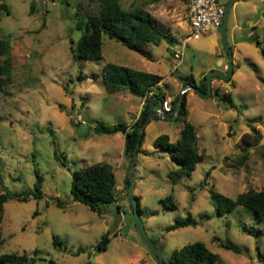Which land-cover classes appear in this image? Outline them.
<instances>
[{
	"label": "rangeland",
	"instance_id": "rangeland-1",
	"mask_svg": "<svg viewBox=\"0 0 264 264\" xmlns=\"http://www.w3.org/2000/svg\"><path fill=\"white\" fill-rule=\"evenodd\" d=\"M0 1L8 6V12L1 11L0 37L9 41L12 57L0 86V193L32 189L36 171L42 176L40 197L30 194L2 203L0 252L25 251L35 257L34 264H158L127 201L130 158L122 153L123 133L93 129L96 122L131 125L143 104L128 88L108 92L99 73L106 61L160 73V90L171 100L186 81L197 84L209 69L227 63L221 28L186 38V0H118L123 8L146 9L173 39L147 41L143 48L148 58L103 34L101 58L85 59L72 46L88 15L98 12L99 1ZM226 34L234 58L231 76L215 77L207 96L191 88L184 93L183 118L194 126L202 159L190 175L174 177L178 162L153 140L163 132L175 140L183 118L152 114L141 125L145 133L133 167L134 193L145 230L165 257L201 240L218 255L211 264H264L262 220L242 204L218 213L210 192L234 197L264 187V55L255 42L264 41V0H234ZM215 89L229 96L220 97ZM255 131L260 139L246 143L244 135L254 141ZM98 161L111 166L116 180V198L101 204L100 212L70 193L72 170ZM166 195L175 207L163 204ZM188 212L193 224L166 228ZM106 231L109 240L100 250L97 243ZM54 235L63 242L55 244Z\"/></svg>",
	"mask_w": 264,
	"mask_h": 264
},
{
	"label": "trees",
	"instance_id": "trees-1",
	"mask_svg": "<svg viewBox=\"0 0 264 264\" xmlns=\"http://www.w3.org/2000/svg\"><path fill=\"white\" fill-rule=\"evenodd\" d=\"M100 7L98 12L88 15L87 23L77 40L72 46L75 55L85 59H99L102 56V35L114 38L122 44L140 52L142 55L150 58V54L144 50L143 45L147 41L158 43L161 39L171 40L173 35L159 26L154 17L142 7H127L120 6L118 0H97ZM33 3H30V10ZM8 12L7 3L0 1V17L1 11ZM76 26L81 27L82 23L79 19L76 21ZM259 44L264 55V41L255 40ZM0 86L4 79L8 77L12 57L10 52L9 41L0 37ZM105 89L108 92H114L121 88H128L133 94L144 98L143 106L140 109L137 119L133 124L128 125L122 122L106 124L103 122H96L93 129L97 132L114 133L121 131L124 134L122 153L131 158L132 152L138 142L137 152L140 150L144 130L139 131L146 120L149 111V91L154 87L161 88L158 85L163 75L157 72L133 68L124 64H119L111 61H106L99 73ZM96 76V72H92ZM218 77L212 75L211 78ZM186 81L185 83H189ZM198 86L200 90L206 89L204 75L199 83L190 82ZM162 91V90H160ZM215 92L220 97L227 98L229 94L223 92L219 93L218 89ZM183 92L181 107L176 118L183 116L187 112L186 99ZM164 96V93H162ZM176 95L170 100L171 109L167 112L172 113L176 104ZM254 130L255 127H252ZM256 130V129H255ZM251 134V133H250ZM252 135V134H251ZM248 134L244 135L243 140L246 143H255L260 137L261 133L255 131L252 138L254 141L247 139ZM154 144L158 145L170 152L171 157L178 162L179 168L174 171V177L179 175H190L195 168L196 163L202 159V152L198 150L196 144V133L193 124L187 119L183 118V123L180 127V134L175 140H171L167 133H159L154 137ZM56 155V153H55ZM41 179L42 176L36 171V180L32 189H27L20 192L3 191L0 193V217L3 210L2 203L9 198L26 199L28 195L34 197L41 196ZM128 178H126V182ZM115 173L111 166L106 162H94L81 168H74L71 173L70 193L74 200H78L87 204L91 209L100 212V205L109 202L116 198L115 191ZM211 196L215 202L218 213L230 211L235 205L242 204L251 209L254 214L260 218L264 226V187L260 189H246L238 192L234 197L227 196L214 189L210 190ZM138 211L141 215L142 208L140 207L139 196ZM164 205L175 207L176 203L171 199L170 195L164 196L162 199ZM62 205L60 201L56 202ZM193 224L194 220L188 212L184 217H179L166 228L172 229L177 226ZM109 233L106 231L102 234L101 239L97 243L98 249H105L109 240ZM55 244H61V240L57 235L53 236ZM220 244L226 248L238 250V248L229 243L221 241ZM35 252V250H34ZM216 252L210 250L203 241L194 240L175 249L169 258V264H211L217 259ZM35 257L30 256L25 251L17 252H0V264H34Z\"/></svg>",
	"mask_w": 264,
	"mask_h": 264
},
{
	"label": "water",
	"instance_id": "water-1",
	"mask_svg": "<svg viewBox=\"0 0 264 264\" xmlns=\"http://www.w3.org/2000/svg\"><path fill=\"white\" fill-rule=\"evenodd\" d=\"M233 1L234 0H228L224 4L223 20H222V24L220 27L221 28L220 30L221 43L227 55V63H226L225 70L218 69V68L209 69L204 76V80L206 83V89L204 91L200 90L199 87L194 85L193 83H190V82L185 83L184 88L181 90L177 98V101H176V104L174 106V110L172 113L166 112L162 109L161 107L162 97L160 95L156 93L151 94L149 97V111H148L146 120H149L152 114L159 115L160 117L167 118V119H174L179 113L184 91H186L188 88H191L199 95L207 96L211 93V90H212V85H211L212 75H217L218 77L222 79H228L231 76L233 72V56H232L231 47L228 45V42H227L226 31H227L228 11ZM142 129L143 127L139 126V131H142ZM137 146H138V142L132 152V155L129 161V166H128V172H127L128 181L125 183L127 201L130 205V209L132 211L134 222L137 226V229L139 231V234L142 240L148 246L149 250L154 255L158 264H169V258L164 256L163 251L158 246H156L155 243L152 241V239L148 236L145 230L143 221L140 217V213L138 211L139 202H138L136 194L134 193L135 184L133 180V167H134L135 157L137 153Z\"/></svg>",
	"mask_w": 264,
	"mask_h": 264
},
{
	"label": "built area",
	"instance_id": "built-area-1",
	"mask_svg": "<svg viewBox=\"0 0 264 264\" xmlns=\"http://www.w3.org/2000/svg\"><path fill=\"white\" fill-rule=\"evenodd\" d=\"M224 14V3L219 0H186V22L188 24V37L197 38L208 33L216 27H221ZM175 56H179L174 52ZM162 97L161 107L164 111L171 109L170 99L162 95L159 89L149 91Z\"/></svg>",
	"mask_w": 264,
	"mask_h": 264
},
{
	"label": "crops",
	"instance_id": "crops-1",
	"mask_svg": "<svg viewBox=\"0 0 264 264\" xmlns=\"http://www.w3.org/2000/svg\"><path fill=\"white\" fill-rule=\"evenodd\" d=\"M146 10V9H145ZM220 49H218V51H219ZM233 60H234V58H233ZM222 64V59L221 58H219L218 60H217V67H219V65H221ZM226 66V63H223V65H222V68L221 67H219L218 69H224V67ZM205 76V75H204ZM203 77V76H202ZM163 78V77H162ZM162 80V79H161ZM161 80L159 81V83H158V85H162V83H161ZM215 84V77L214 78H211V85H214ZM160 85V86H161ZM213 89V88H212ZM140 97V104H143V102H144V98L143 97H141V96H139ZM142 106V105H141ZM141 106L139 105V109L137 110V115L134 117V118H136L137 116H138V114H139V112H140V109H141ZM124 140V134H122V141Z\"/></svg>",
	"mask_w": 264,
	"mask_h": 264
}]
</instances>
